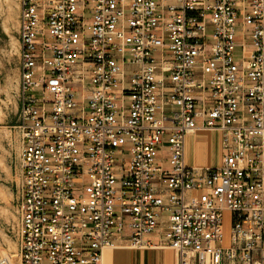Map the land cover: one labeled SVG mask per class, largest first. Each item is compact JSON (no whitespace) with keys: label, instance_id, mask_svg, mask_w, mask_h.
<instances>
[{"label":"built area","instance_id":"1","mask_svg":"<svg viewBox=\"0 0 264 264\" xmlns=\"http://www.w3.org/2000/svg\"><path fill=\"white\" fill-rule=\"evenodd\" d=\"M18 42L20 264H264V0H19Z\"/></svg>","mask_w":264,"mask_h":264},{"label":"rangeland","instance_id":"2","mask_svg":"<svg viewBox=\"0 0 264 264\" xmlns=\"http://www.w3.org/2000/svg\"><path fill=\"white\" fill-rule=\"evenodd\" d=\"M18 29L19 0H0V257L9 259L12 264H20L17 213L20 186V136L15 128L19 94ZM188 142L189 154H192L193 141L189 139ZM213 146V165L217 166L219 159L217 137ZM151 241L158 242L156 239ZM159 249L128 247L129 252H169L171 264H175L177 257L173 249L168 246H161ZM113 264L122 263L118 260Z\"/></svg>","mask_w":264,"mask_h":264},{"label":"crops","instance_id":"3","mask_svg":"<svg viewBox=\"0 0 264 264\" xmlns=\"http://www.w3.org/2000/svg\"><path fill=\"white\" fill-rule=\"evenodd\" d=\"M193 141L192 154H188L189 162L195 167L204 168L213 165V143L216 140L215 136L201 135L195 138H188ZM189 151V142L187 143ZM191 155V156H190ZM219 163V159H218ZM159 249V248H157ZM140 253L145 254L144 262L141 259ZM163 252H130V264H163L164 260Z\"/></svg>","mask_w":264,"mask_h":264},{"label":"bare ground","instance_id":"4","mask_svg":"<svg viewBox=\"0 0 264 264\" xmlns=\"http://www.w3.org/2000/svg\"><path fill=\"white\" fill-rule=\"evenodd\" d=\"M196 168L200 169L199 167H196ZM152 249H157V248H152ZM120 250H124V251H120ZM140 256H141L142 261L144 262L145 254L140 253ZM118 260L122 264H130V252L128 251V247H116L115 246V247L107 248L103 251L102 264H113L114 262ZM19 263H20V258H19ZM169 263L171 264V254L169 252H165L163 264H169ZM8 264H12V263L8 261ZM175 264L177 263L175 262Z\"/></svg>","mask_w":264,"mask_h":264}]
</instances>
